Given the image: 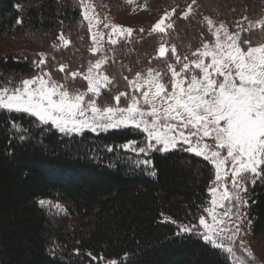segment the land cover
Instances as JSON below:
<instances>
[{"label": "trees", "instance_id": "trees-1", "mask_svg": "<svg viewBox=\"0 0 264 264\" xmlns=\"http://www.w3.org/2000/svg\"><path fill=\"white\" fill-rule=\"evenodd\" d=\"M188 4L192 0L162 2L176 9L166 36L179 53L210 39L202 14L232 25L264 10V0H196L183 19ZM81 23L73 0H0V34L32 39L62 31L71 40ZM256 34L264 40L260 29ZM136 35L120 48L126 54L118 58L132 69L127 75L148 65L160 39ZM34 66L29 58L0 56V88L34 76ZM129 141L138 148L144 135L132 128L65 135L28 114L0 110V264H231L199 235H177L176 224L163 222L197 221L212 165L183 149L137 155L121 147ZM145 159L150 165L139 163ZM44 198L63 202V212L41 207ZM246 198L251 234L263 237L264 178L247 186Z\"/></svg>", "mask_w": 264, "mask_h": 264}, {"label": "snow or ice", "instance_id": "snow-or-ice-1", "mask_svg": "<svg viewBox=\"0 0 264 264\" xmlns=\"http://www.w3.org/2000/svg\"><path fill=\"white\" fill-rule=\"evenodd\" d=\"M195 3L196 0H192L181 18L187 19L193 14ZM80 4L91 31L94 16H90L89 11L94 13L95 9L87 0H80ZM175 14L176 9L165 13L153 25L152 33L166 34L174 28L167 20ZM16 23L22 20L18 18ZM202 23L206 24L211 43L205 41L201 48L191 53V58L178 55L175 45L169 49L166 43H160L154 59H164L170 54L174 63L165 60L163 71L149 67L146 72H136L132 79L123 76L129 91L110 95V102L103 106L98 102L101 90L113 85L115 76L106 73L109 57L101 54L95 62L88 63L86 72H70L62 82L43 70L21 80L14 88L3 86L0 88V110L28 114L37 123L54 127L63 134L135 128L145 135L144 145L137 148V141H129L121 147L137 155L186 146L184 151L202 157L214 168L215 183L209 188L211 207L204 209L210 219L200 215L197 224H179L168 219L163 222L176 224L177 235L195 231L205 243L235 257L234 243L239 225L234 230L221 227L225 220L218 216L216 208H225L223 215L229 221L233 215L239 220L240 207H247V200L241 193L247 192L249 184L264 178V42L252 46L250 39L242 37V33H251L257 28L264 33V20L255 24L249 22L247 28L237 22L239 30L235 33L229 32L223 23L217 25L211 18H204ZM104 27L110 25L104 24ZM111 27L109 40L113 45L117 40L111 38L112 34L128 38L134 31L118 25ZM58 39L64 47L71 43L63 33ZM92 40L95 44L97 36L93 35ZM91 52L95 55L102 49L94 46ZM37 55L39 59L33 64L40 69L47 64V59L43 53ZM66 68L67 65L61 64L57 71L65 73ZM128 71L131 73L132 69ZM78 77L86 81V91L69 87ZM122 98L126 106H121ZM204 138L213 139L216 150H210L209 145L203 143ZM222 150H226V155H222ZM229 162L230 167L226 168ZM139 163L148 166L151 161L145 159ZM229 174L232 191L227 184L221 183ZM225 201L230 206L226 207ZM38 203L44 206L49 202L40 200ZM227 231H231V235H222ZM225 239L229 241L227 245ZM247 255L254 259L250 252ZM109 264H116V261ZM234 264H245V261L236 257Z\"/></svg>", "mask_w": 264, "mask_h": 264}, {"label": "rangeland", "instance_id": "rangeland-1", "mask_svg": "<svg viewBox=\"0 0 264 264\" xmlns=\"http://www.w3.org/2000/svg\"><path fill=\"white\" fill-rule=\"evenodd\" d=\"M73 1L77 4L79 8V13H80L82 23L78 25L79 26L78 34L75 33L74 39L70 40L69 37L63 33L65 38L71 41L70 45H68L67 47H64L61 41L58 39L62 31L54 32L53 35L47 32L43 33V35L45 36L47 35L48 37V39L46 40V43H44L45 41H40V42L38 41L40 39L43 40V35H37L31 39L27 36L25 37V35L18 36V34H16L14 31H11L8 33L0 34V56L13 55L15 57L29 58L34 61V59L35 60L39 59L37 54L43 53L47 59V64L43 66L42 68L38 69L37 72L47 70L52 73L53 79L62 82L64 80L65 75H67L68 73L73 72V71L86 72L88 63L90 61L95 62V60L99 58L101 54L107 55L109 57V62L107 65H105V71L110 77L115 76V80L113 81V85H110L107 89L101 90V99L98 102L101 104V106H103L104 104L110 102L109 101L110 95L114 96L118 94L119 92L129 91V89L127 88V82L123 80V76H124L123 74H126L128 72L127 64L123 62L122 58H118L120 56L124 57V55L126 54L124 50H123V54H121L122 50L120 48H122V45H124L126 41H129L130 39L136 37L137 33H143V34L152 33L153 25L158 20H160V18L164 16L165 13L170 14L172 9H167V8L165 9L162 6L163 0H113V1L87 0L88 5H90L92 8L95 9L94 13L91 10L89 11V15L94 16L92 29L91 31H89L88 21L84 20L83 15H82L80 0H73ZM187 8L188 6L183 8L179 15L181 16V14L184 11H186ZM173 16L174 15H170V18L167 20V23L173 24L172 22ZM204 18L213 19V21L217 25H219L220 23H223L228 28L229 32L231 33H235L239 30L237 27V23L230 25L225 20L214 19L205 13L202 14L201 21H204ZM244 18L245 17L241 18V20H239L238 22L241 23L243 27L247 28L249 22H252L253 24H255L259 20H264V10L259 16L255 17L254 19L245 20ZM104 24H108L110 25V27L105 28ZM112 25L122 26L123 28H126V29L130 28V29H133L134 31L131 34V36L128 38H123L117 34H112L111 38L117 40V43L113 45L110 43V40H109V34L112 33V27H111ZM204 26L206 28L205 23H204ZM257 30H259V28L252 30L251 33H248V32L242 33V37L244 39H250L252 41V46H256L258 43L264 42V40L260 39V36H258L257 34L254 35L255 31ZM100 34H102V37H103L102 39L100 38ZM154 34L159 36L160 39L158 41V45L156 46V51L152 55L153 58L150 59L149 61L147 60L148 65L142 67L137 72H146V70L149 67L163 71L166 69L165 60H167L168 62L174 63V57H172L170 54L168 57L158 60L159 62L156 61L157 59H154V57L157 55V50H158L160 43H166V46H168L169 49L173 45L170 41H168V37L166 36L167 33L166 34L154 33ZM93 35L97 36V42L95 44L92 40ZM251 35H253V38H251ZM125 36H127V34H125ZM35 41L36 43L34 44L33 42ZM205 41H208L209 43H211L212 38L210 37V39L208 40L207 39L203 40L200 46L196 47L195 49H191L190 51L185 52V53H179L177 51V54L181 55V57H183V55H188L191 58V53L195 52L198 48H201L202 44ZM54 45L56 47H54ZM94 46L100 47L102 49V52H97L95 55H93L91 52V49ZM244 47L246 50L247 46H244ZM112 62L114 63L112 64ZM61 64L67 65L65 73H59L57 71V69L59 68ZM135 73L136 72L130 75L126 74L125 76H128L129 79H132ZM31 77H27V78H31ZM167 79L168 78L166 77L165 82H167ZM19 82L20 80H18L14 84L4 85V86H7L9 88H14ZM69 87L78 88L81 91H86L87 84H86V81H82L78 77L76 82L69 84ZM111 103H114V100L111 101ZM121 106H126L123 98H122ZM121 129H125V128H121ZM132 129H135V128H132ZM110 130H115V129H110ZM85 131L92 132L90 130H85ZM57 132L59 131L57 130ZM99 132L101 131L92 132V133H99ZM102 132H105V131H102ZM65 135H80V134H65ZM144 143H145V135H144L143 145ZM203 143H207L209 145L210 150H216V144L213 139L204 138ZM183 147H186V146H182L177 149L181 150L183 149ZM222 155H226V150H222ZM227 167H230V162L228 163V165H226V168ZM213 178L214 179L209 185V188L210 186H213V184L215 183V172H214ZM221 183L227 184L229 187V190L232 191L230 174ZM209 188L207 190L208 201L205 204L206 206L203 208V211L198 215L197 221L194 224L198 223V218L200 215H204L206 219H210L208 217V214L204 211V209L211 207V204H210L211 194L209 192ZM222 190L223 188L221 187L220 191ZM218 195H219V192H218ZM241 195L244 197V199L247 200L246 193H241ZM40 200H45L49 202V203H46L44 206H41L38 203L41 207L46 208L47 211L63 212L64 210V203L61 201H58L55 199L44 198V199H39L38 202ZM224 203L226 207L230 206L228 205L227 201H225ZM56 205H60L61 207L57 208ZM235 211L236 209L233 208L234 213ZM216 212L221 219L225 220V225H222L221 227L234 230L236 225L238 224L240 228L238 237L234 243L235 257L228 256L227 253L221 250L226 256H228L231 264H234L236 257H240L241 259H243L245 261V264H264V236L259 237V238H255L252 236L251 229H250L251 221H249L248 216L246 214L247 207H244V206L240 207V219L239 220H237L236 216L233 215L232 220L229 221L228 218L223 215L225 212V208L217 207ZM200 231H202V229ZM193 234L198 236V234L195 231L193 232ZM222 235H225V236L231 235V231H227L226 233H223ZM241 241L243 242L242 245H241ZM224 243L227 245L229 241L225 239ZM247 252H250L252 256L254 257V259L249 257L247 255Z\"/></svg>", "mask_w": 264, "mask_h": 264}]
</instances>
